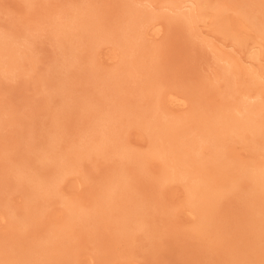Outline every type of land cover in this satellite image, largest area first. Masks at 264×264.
<instances>
[{
	"label": "rangeland",
	"instance_id": "obj_1",
	"mask_svg": "<svg viewBox=\"0 0 264 264\" xmlns=\"http://www.w3.org/2000/svg\"><path fill=\"white\" fill-rule=\"evenodd\" d=\"M134 1L0 0V36L11 35L12 46L22 56L14 62L8 56H0V264L43 259L36 247L45 244L52 231L63 224L65 202L91 207L94 193L121 163L128 162L113 152L86 154L105 129L102 110L116 111L115 106L119 107L110 126L120 129L118 138L127 151L143 154L151 145V136L144 128L151 117L147 111L143 120L133 121L147 107L159 110L157 102L159 113L167 119L186 121L176 141H194L197 148L201 147L199 159L203 161H212L213 153L222 155V163L210 174H224L229 183L219 203L213 233L204 239L194 236L199 219L186 207V182L174 179L160 185L158 174L164 163L151 160L141 166L140 177L137 165L128 167L129 173H136L130 193L137 203L124 201L120 212L140 205L145 219L152 213L153 220L149 219L154 221L155 235L132 231L130 238L124 240L122 233L100 223L96 227H77L73 235L62 239L70 245L68 253L51 264H233L235 259L243 262L254 258V233L248 224L249 188L235 168L264 162V140L248 132L204 142L206 135L202 133L205 130L200 118L223 105L261 103L264 38L237 12L239 0H206L210 5L226 4L234 37L225 34L213 9L197 20L193 30L167 27L166 18L181 12L176 6L188 1L183 10L189 12L196 7V0ZM247 1L253 3V11L264 20V0ZM128 3L159 17L156 22L162 31L158 36H147L144 28L130 33L131 43L143 45L148 52L125 65L127 53L120 36L127 35L122 19L127 17L124 13ZM91 11L93 16H89ZM74 18L81 22L91 20L88 31L77 28ZM225 59L239 66L229 87L220 78L227 67ZM150 60L158 63L156 77L148 71ZM171 95L187 97L186 106H170L167 100ZM95 112L103 121L99 117L100 121L96 120ZM81 153L76 162L75 154ZM57 160L74 163L53 173ZM44 162L53 169L39 170ZM52 180L57 182V193L46 194V190L37 189ZM31 192L38 193V201H31ZM29 209L33 210L32 217L26 215ZM147 220L132 221L130 225L135 230L141 224L150 226ZM91 231L94 235H89ZM237 250L247 252V256Z\"/></svg>",
	"mask_w": 264,
	"mask_h": 264
},
{
	"label": "bare ground",
	"instance_id": "obj_2",
	"mask_svg": "<svg viewBox=\"0 0 264 264\" xmlns=\"http://www.w3.org/2000/svg\"><path fill=\"white\" fill-rule=\"evenodd\" d=\"M187 2L188 1L184 3L181 2L182 4L180 6H176V8L181 11L178 15L176 16L173 15L174 17L166 18L167 24H168L167 27H169L171 30H175L177 28H182V29L191 28V30H193L194 24L197 22V20L201 16H203L208 10L210 11V9H213L216 11L215 17L221 23L220 25L221 28H224L225 34L229 35L230 37L235 36L233 29L232 28L230 29L229 27V25L231 24V21L226 16L227 15L226 13L228 10L226 4L215 2L216 3L215 5H210L206 0H196V4H195L196 7L189 12H184L183 9L187 7L186 6ZM236 4H237L236 9H238L237 12L242 13L243 16H245L246 19L250 22V24L256 28L257 32H259L260 34V37L264 38V20L258 17L256 15V12L253 11V8L255 7L253 3L251 2L249 3L247 0H239L238 2H236ZM129 5L130 3L126 5V8L124 7L126 9L125 10L126 13L124 14H127V17L126 18L124 17L123 19L120 17L122 20H124V23L122 21L121 22L123 23V25L124 24L126 25V26H123V25L122 26L124 27L123 30H125V32L127 33V35L123 34V36H120L121 38H123L121 41L122 43L121 46L125 49L124 51L125 54L127 53L126 60L123 61L125 65H127L131 61L134 62L138 60V58L140 59L141 57L143 58L144 55H146V53L148 52L146 48H144L143 45H136V44L131 43L132 35L130 33H133V32L135 33V31L144 28L146 30L147 36L148 35L158 36L162 31V26L156 22L159 17L152 16L149 12H146L145 10H140L139 8H135V6L133 5L132 6H129ZM122 12H121V15L123 14ZM90 13L91 14H89V16L90 15L93 16L92 11ZM79 19L78 20L76 19V21L73 23L77 25L76 26L77 28L81 26L83 28V31H88L89 25L91 24L89 21L91 20L88 21L86 19L87 21L81 22ZM81 19L84 20V18H81ZM93 20L94 19H92V21ZM228 21H230V23H228ZM2 55L8 56L12 62L16 61L18 57H22V56H18V52L12 46V36L11 35L4 34V36H0V56ZM224 61L226 62L227 67H225L224 70L222 71L220 78L223 79L229 87L231 85L232 74L237 72V70L239 69V66L236 63H234V61H231L230 59L227 61L225 59ZM147 67H149L148 68L149 70L148 69L146 70H148L149 73L152 74L153 76H155V74H157L159 70V66L156 60L152 62L150 60V62L147 63ZM118 76L119 74H117L116 79H118L117 78ZM225 87L227 86L225 85ZM113 89H115V87H113ZM117 91L118 90H116V92ZM198 91H200V89ZM261 93H262V101L258 105H249L246 103L237 104L236 106L223 105V107H221L220 109H215L213 110L211 114H206L205 116L200 118L201 124L204 126V130H205V132L202 131V133H204V136L206 135L204 138L205 139L204 142L208 143L210 141H214V142L219 141L220 140L219 137L227 135V134H233V133L243 134V133H248V132H250L257 138L264 140V96H263L264 89L262 90ZM173 95H171L169 99L167 100L170 106L172 107L186 106L187 101H188L187 97L181 98V97L173 96ZM108 96L110 97V95ZM188 96H191V94H189ZM116 101H117L116 99L113 100V102L115 103ZM114 105H117V104H114ZM110 106H113V105L110 104ZM157 106L159 110L155 107H150V109L147 107L146 110L145 109L140 110L139 111L140 113L138 112V114L136 115V120L133 121L134 123H138V120H141V118L143 120V118L146 117L147 111L149 112L147 114H149L151 117V120L148 121L145 126L143 125L147 131L146 133H148L151 136L150 149L148 152H145L143 154H137V153L127 151L126 148H124L123 144L120 142V139L118 138L120 129L118 128L113 129L110 126V124L113 122L112 119H114L112 116L116 112L117 113L120 112V111L118 112L119 107L115 106L117 108L116 111L111 110L109 108L102 110L103 115L106 116L104 121H103V117H101L102 118L101 121L105 122V129L102 132L100 131L101 133H99V137L96 140V144L90 148L88 153H86L87 151H85V153L89 156L95 153V156H98L96 155V153L104 154V153L113 152L114 155H118L120 159L123 158V160L125 159L128 162L124 160L125 162L121 163L120 167L116 168L115 172L112 173V175L107 174V175H111V177L105 182L104 185L100 187V189L97 190L96 193H94L95 200L91 207L85 208L84 206H81L80 204H77L74 202H70V201L65 202L67 206V210L65 212V219L63 220V224L57 229H54L52 231V234L47 237L45 244L38 245L36 247V249L38 250L37 251L38 254L40 253L43 256V259H41L40 261H38V259H35L34 262H32V260L30 259L29 261H26V264H51L54 261H59L60 258L63 255H65L64 253H68V248L70 247L69 243H67L66 241H63L62 239L64 237H69L70 235H73L77 227L87 228L90 225H92L93 227H96L100 223L106 228H109L111 230L113 229L115 232L122 233V238L124 240L125 238L126 239L130 238L129 233L131 234L132 231H137L138 233L139 232L150 233V236H152L155 233V229H156V227H153L154 225L152 226V223L154 222V221L151 222V220H153L151 219L153 218L151 217L152 213H148L151 215V216H148V220L151 219L149 221L150 226L148 225L144 226V224H141L142 227L137 228L135 230V228L130 225L132 221H139L141 219L147 220L145 219L146 216H145V211L143 210V208L140 210L139 209L141 207L140 205L138 206L135 205L134 208L132 205L130 209L126 210L124 208L120 212V208L122 206L121 204L124 201H129L133 204L137 203L133 199L132 194L130 193V190L132 188V183H134L133 179L135 178L134 176L136 175V173L135 174L129 173L128 167L134 164L137 165L136 167V170L138 172L137 177H140L139 174H141L143 171V168L141 166H143L144 164H146L147 162L151 160L153 161L161 160L164 163V165L160 168V174H158L159 180L162 181L161 182L162 184L160 183L158 184L164 185V183L168 181H172L174 179H178V181L186 182L185 184L186 207L190 211L193 217L199 219L198 224L194 230L195 231L194 236L200 239H204L213 231L214 222L216 218L218 217L217 210L219 207V203L221 201L223 194L226 191V188H227L226 186L229 183L228 176L224 174L220 175L219 177L212 173L210 174L211 170L217 169L222 163V155L221 154L216 155V153H213L215 154V156L213 160L209 162L199 159V157L201 156L202 150L200 149L201 147L200 148L196 147V144L194 143V141L188 144H186L185 142L183 143L181 140L180 141L182 143L176 141V138H177L176 136H178L179 131L186 127L187 125L186 121L167 119L161 113H159L161 111H160V106L158 102H157ZM84 109L86 113L89 112L88 108L87 109L84 108ZM91 111H90V114H91ZM95 113H96L95 117L96 115H99L98 112H95ZM92 115H94V112ZM201 115H204V114H201ZM99 116L96 117V120L98 121H100L101 119ZM98 117L100 119H98ZM114 117L116 118V116ZM100 125L102 126L103 124H100ZM187 146L190 148V150L186 148ZM209 147L212 148L214 146L210 145ZM75 155H76L75 161L77 162V160L81 157L82 153L75 154ZM59 161L60 160H57L56 164H54L53 173L54 171L56 172L61 171L64 167L74 163V160H71L72 162L64 161L62 163ZM46 164L47 163L44 162V164H42L43 167L41 165L39 166L38 169L43 170V169H46L47 167L53 169L52 165H46ZM235 169L241 174V177L239 179L244 184L248 185V188H249V197L247 200V204H248V211H249L248 220L250 223L248 224L250 225V228L254 233L252 244L255 247L252 252L254 253V258H251V260L243 261V262L240 260V258H239V261L235 259L233 264H264V162L256 163L255 165H252V166L241 165V166L236 167ZM105 177H108V176L105 175ZM21 181H22L21 183L24 184L25 181L24 180H21ZM56 184L57 182L53 181L52 183L44 187L37 186V189L46 190L45 191L46 194H49V193L55 194L58 192V187H56ZM29 189L27 191H29ZM232 189H235V187H233ZM31 196L33 198V200L31 201H34V200L38 201L40 198V196L36 192H31L30 197ZM32 211H33L32 209H29L26 215L27 216L31 215L32 217V215H34ZM185 215H186V212H185ZM13 221L14 223L17 222L14 219ZM110 224L113 226L112 228H110L111 227ZM146 224H148V222ZM98 229L99 228L95 230H98ZM92 231L89 235H94ZM102 231H103V228H102ZM97 232H101V231H97ZM103 243L104 241H102L101 244ZM237 253L241 255L242 254L246 255L247 252H243L242 250H237Z\"/></svg>",
	"mask_w": 264,
	"mask_h": 264
}]
</instances>
